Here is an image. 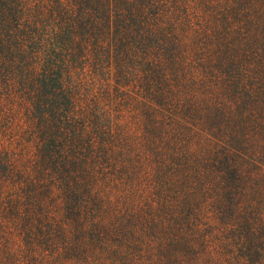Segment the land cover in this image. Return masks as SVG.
Returning a JSON list of instances; mask_svg holds the SVG:
<instances>
[{
    "label": "trees",
    "instance_id": "obj_1",
    "mask_svg": "<svg viewBox=\"0 0 264 264\" xmlns=\"http://www.w3.org/2000/svg\"><path fill=\"white\" fill-rule=\"evenodd\" d=\"M264 264V0H0V264Z\"/></svg>",
    "mask_w": 264,
    "mask_h": 264
},
{
    "label": "rangeland",
    "instance_id": "obj_2",
    "mask_svg": "<svg viewBox=\"0 0 264 264\" xmlns=\"http://www.w3.org/2000/svg\"><path fill=\"white\" fill-rule=\"evenodd\" d=\"M47 264H69V261H56V262H49Z\"/></svg>",
    "mask_w": 264,
    "mask_h": 264
}]
</instances>
